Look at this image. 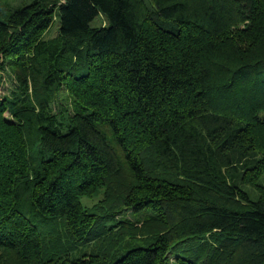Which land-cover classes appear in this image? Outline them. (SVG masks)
Returning a JSON list of instances; mask_svg holds the SVG:
<instances>
[{
  "label": "trees",
  "instance_id": "trees-1",
  "mask_svg": "<svg viewBox=\"0 0 264 264\" xmlns=\"http://www.w3.org/2000/svg\"><path fill=\"white\" fill-rule=\"evenodd\" d=\"M0 264H264V0H0Z\"/></svg>",
  "mask_w": 264,
  "mask_h": 264
},
{
  "label": "rangeland",
  "instance_id": "rangeland-1",
  "mask_svg": "<svg viewBox=\"0 0 264 264\" xmlns=\"http://www.w3.org/2000/svg\"><path fill=\"white\" fill-rule=\"evenodd\" d=\"M94 23L97 24V25L99 24L97 21H95ZM100 24H103V21H102V20L100 21ZM53 31H54V27L51 29V32L49 33L50 36L52 35V32H53ZM8 83H9V82H8ZM84 199H85V198L80 199V201H81L83 204H84Z\"/></svg>",
  "mask_w": 264,
  "mask_h": 264
}]
</instances>
